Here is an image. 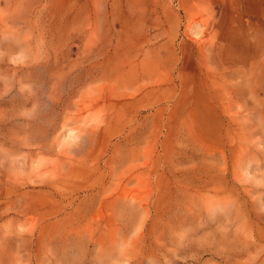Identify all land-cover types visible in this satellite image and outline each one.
I'll return each mask as SVG.
<instances>
[{"label":"rangeland","instance_id":"374dc122","mask_svg":"<svg viewBox=\"0 0 264 264\" xmlns=\"http://www.w3.org/2000/svg\"><path fill=\"white\" fill-rule=\"evenodd\" d=\"M0 264H264V0H0Z\"/></svg>","mask_w":264,"mask_h":264}]
</instances>
